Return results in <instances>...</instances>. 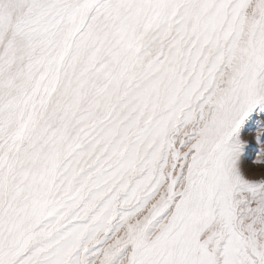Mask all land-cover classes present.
Returning a JSON list of instances; mask_svg holds the SVG:
<instances>
[{
	"label": "snow or ice",
	"instance_id": "6c2138e0",
	"mask_svg": "<svg viewBox=\"0 0 264 264\" xmlns=\"http://www.w3.org/2000/svg\"><path fill=\"white\" fill-rule=\"evenodd\" d=\"M0 264H264V0H0Z\"/></svg>",
	"mask_w": 264,
	"mask_h": 264
}]
</instances>
